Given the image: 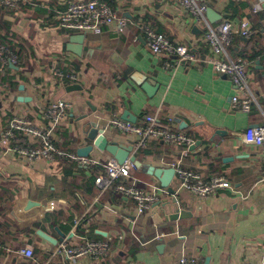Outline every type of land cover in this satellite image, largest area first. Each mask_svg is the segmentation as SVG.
<instances>
[{"label":"crops","instance_id":"0c3cea01","mask_svg":"<svg viewBox=\"0 0 264 264\" xmlns=\"http://www.w3.org/2000/svg\"><path fill=\"white\" fill-rule=\"evenodd\" d=\"M75 1L84 0H22L16 9L0 12L1 41L17 55L16 65H0V264H178L181 255L200 264H264V150L244 139L249 129L264 126V0H203L220 16L211 24H231L229 54L246 65L257 100L248 113L232 107L235 86L209 64L182 62L165 69L169 57L148 48L137 25H150L197 57L211 54L204 27L176 3L99 0L128 23L93 34L59 27L57 13ZM255 5L260 6L256 13ZM243 21L252 31L245 37ZM55 70L75 78L54 83ZM135 74L156 84L151 96L133 81ZM74 84L80 89L67 90ZM60 100L68 105L52 133L60 151L76 154L88 144L78 120L90 114V120L106 127L107 138L132 146L142 163L158 168L180 164L202 181L221 175L234 192L222 189L201 199L179 190L174 178L175 195L162 194L135 221L131 198L114 189L98 192L94 178L99 168L59 156L28 160L12 151L37 148L40 141L18 131L7 140L10 122L26 120L46 130L45 113ZM125 111L136 124L156 115L200 145L183 153L181 147L150 139L135 151L133 136L110 127ZM88 157L113 159L95 149ZM132 175L141 187L159 184L137 169ZM176 208L187 212L183 219H172ZM132 228L144 245L131 236ZM64 240L75 247L85 240L107 242L111 250L100 259L67 260L55 255ZM25 246L32 248L31 258L16 253Z\"/></svg>","mask_w":264,"mask_h":264},{"label":"built area","instance_id":"2783aa9c","mask_svg":"<svg viewBox=\"0 0 264 264\" xmlns=\"http://www.w3.org/2000/svg\"><path fill=\"white\" fill-rule=\"evenodd\" d=\"M170 1L183 8L194 18L197 24H201L204 27L205 42L211 54L207 57H197L187 48L172 44L164 36L158 34L150 25H137L140 31L145 34L148 48L154 54H166L169 57L164 62L165 69L175 68L182 62L188 63L193 67L209 64L215 73L228 77L235 86L237 94L231 98L232 107L239 112L248 113L252 104L257 105V100L250 88L246 65L235 62L229 54L232 38L231 24L226 21L217 25L211 24L206 16L208 7L203 0ZM21 2L22 0H0V8L13 10ZM259 10V5H255L252 9L254 13ZM56 18L61 29L93 34L101 33L105 27L112 24H117L122 29L128 23L126 19L121 18L109 6L99 0L72 2L65 10L59 11ZM251 32L248 22L243 21L241 23V35L245 37L250 35ZM16 63V53L4 44L0 38V65L6 67L8 65H16ZM52 75L54 83H62L66 78H75L73 74H65L63 71L58 70H55ZM67 107L68 105L61 100L55 101L49 106L45 116L50 122V127L46 130H39L26 120H12L5 132L7 140H11L14 137V132L18 131L27 136H33L40 141V146L37 148L29 150L13 148L12 151L28 160L38 158L52 160L59 156L82 166L99 168L101 171L94 178V185L98 192L102 194L107 190L114 189L116 192L131 198L135 206L136 221L159 200L162 194H166V190L156 183L145 184V187H141L139 185L140 181L132 175V171L135 168L131 162L126 161L123 164H119L115 159L100 161L89 157H79L76 154L64 153L56 148L52 133L62 120ZM110 127L125 135L133 136L136 140L135 151L144 149L150 139L162 140L169 145L181 147L183 153H186L195 144L194 139L191 137L172 129L166 124H162L156 115L145 117L140 124L112 119ZM244 139L246 143L260 146L264 150V126L249 129L245 133ZM169 166L175 170L178 189L190 192L198 198H209L222 189L234 192L231 184L221 175L202 181L198 174L184 169L180 164H170ZM132 224H134V221ZM131 236L136 242L144 245L140 238L134 234L133 228ZM110 250L111 246L107 242L85 240L81 246L75 247L64 240L56 247L55 255L72 261L86 256L100 259L107 256ZM16 253L26 258H31L33 250L31 247L25 246ZM178 264L200 263L195 257L181 255Z\"/></svg>","mask_w":264,"mask_h":264},{"label":"water","instance_id":"95a60500","mask_svg":"<svg viewBox=\"0 0 264 264\" xmlns=\"http://www.w3.org/2000/svg\"><path fill=\"white\" fill-rule=\"evenodd\" d=\"M206 16L210 23H214L216 20L220 19V16L216 14L211 8L207 9ZM82 36L84 38V35ZM12 68L16 69V66H12ZM132 79L138 86L141 87L142 90L147 93L148 96H151L152 93H154L156 84H153L150 80H144L139 74H135ZM76 89H80V86L77 84L67 87V90ZM121 119L124 121H129L131 123H136L137 121V119L131 116V114L127 111L123 112ZM78 121H81V136L88 144L76 149L77 156L88 157L94 149L100 152H106L119 164H123L126 161L133 163L135 169L156 179L160 186L166 190V193L168 195H175L176 189L174 188V186H172V182L175 178V170L173 168H158L149 164L142 163L137 159L136 155L132 153V146H126L107 138L104 135L106 132V127L100 126L90 120V114L83 115L82 118H80ZM180 129L182 128L180 127ZM199 145L200 143L197 142L189 150H194ZM173 201L175 203L177 202L176 199H174ZM186 213V211L176 208L172 219L181 220L185 217ZM42 236L46 240L51 241L49 237L47 238V236L45 235ZM56 243L57 241L53 240V244Z\"/></svg>","mask_w":264,"mask_h":264}]
</instances>
